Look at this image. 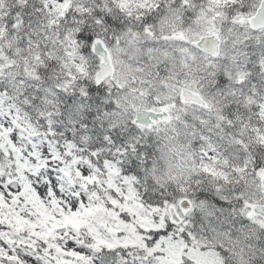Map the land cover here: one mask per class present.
I'll return each instance as SVG.
<instances>
[{"label":"snow or ice","instance_id":"obj_1","mask_svg":"<svg viewBox=\"0 0 264 264\" xmlns=\"http://www.w3.org/2000/svg\"><path fill=\"white\" fill-rule=\"evenodd\" d=\"M0 264H264V0H0Z\"/></svg>","mask_w":264,"mask_h":264}]
</instances>
